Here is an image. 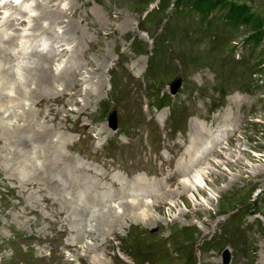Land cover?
I'll return each instance as SVG.
<instances>
[{
	"label": "rangeland",
	"instance_id": "1",
	"mask_svg": "<svg viewBox=\"0 0 264 264\" xmlns=\"http://www.w3.org/2000/svg\"><path fill=\"white\" fill-rule=\"evenodd\" d=\"M18 1H24L18 5L29 12L10 27L0 26L4 36L16 31L18 37L7 55L30 50L33 39L37 38L42 47L55 39L42 34V27L49 24L46 18L36 28L26 24L40 13L38 0ZM229 1L245 6L249 18L229 32L217 29L221 20L229 22L226 8L213 6L206 17L191 9L193 0H51L45 4L51 9L63 10L71 3L81 8L74 22L81 30L68 28L71 32L65 24H51L55 36L66 38L70 47V54L56 60L51 69L62 73L75 49L78 54L73 57L80 55L78 60H71L78 69L72 88L65 87H69L67 79H56L43 91L38 90L47 95L34 98L36 84H24L29 100L24 99L20 107L5 101L0 110L6 109L7 115L15 111L19 117L27 112L25 108L39 112L42 107L37 103L45 101L54 88V95L63 97L52 107L62 109L66 103V108H72L65 119L70 121L92 106L99 120L94 126L87 117L86 125L80 124V132L72 131L79 134L72 133L67 142L74 144V149L65 148L66 143L60 147L70 151L69 157L75 158L73 169L80 171L72 173V186L67 183V189L61 188V198L40 179L31 186L21 184L27 172L38 175L43 171L41 164L49 152L45 143L50 139L27 147L0 143V264H224L225 249L230 251L228 264H264V0ZM7 6L9 3L0 9V22L9 17ZM213 20L216 22L211 23ZM92 40L97 42L93 48ZM43 52L39 46L36 53ZM23 60L33 58L13 60L16 77L8 82L17 84L24 79L25 73L19 74L18 68ZM103 61L104 66H99ZM177 77L183 81L174 94L169 85ZM0 79V83L5 81L2 76ZM39 85L42 88L46 84ZM86 88L96 91L90 95H99V99L86 94ZM7 89L4 96L9 91L10 95L15 93ZM114 110L116 129L109 124ZM14 118H0V132L7 130L4 124L14 127ZM195 123L210 135L194 140ZM218 123L229 129L220 130ZM39 128L40 124L27 126L33 134ZM101 128H110V132L95 139L84 133L94 134ZM52 132L54 149L56 134L63 131ZM9 134L16 139L11 131ZM186 163L189 170L167 182L166 176ZM223 173L225 177L220 176ZM44 175L62 183V176L53 171ZM111 175L127 186L123 188L126 194L115 200H108L111 194L104 189L111 188ZM183 180L189 190H183L181 196L179 182ZM140 182L157 187L142 194L131 192L136 189L133 183ZM199 187L204 192H199ZM170 190L175 195L154 209L152 200ZM99 194L103 201L94 200H99ZM44 195L52 196L50 202ZM131 201L151 205L126 211L130 212L127 220L121 204ZM29 206L56 221H40L35 213L28 212ZM53 207L58 217L51 213ZM72 208L83 209L85 215L75 216ZM110 208L117 211L118 226H102L99 218L93 220V215L107 214Z\"/></svg>",
	"mask_w": 264,
	"mask_h": 264
},
{
	"label": "bare ground",
	"instance_id": "2",
	"mask_svg": "<svg viewBox=\"0 0 264 264\" xmlns=\"http://www.w3.org/2000/svg\"><path fill=\"white\" fill-rule=\"evenodd\" d=\"M17 1V2H16ZM49 1L51 0H38L37 1V4H36V8H40L41 11L40 13L32 20V22H26V24L30 25L31 27H38V25H40V20L43 19V18H46L47 20H49V24L46 26V27H42L44 30H42V34L44 35H53L55 37V39H53V42L51 41L49 44L46 45L44 47H42L41 43H38V40L37 38L36 39H33V42L31 43L30 45V50H20V51H17V52H11L10 54L7 55L6 51H8L9 49L12 48V46L17 42L18 40V37L16 35V31L14 34H8L7 36H4L3 33L0 31V76L4 77L5 78V81L4 82H1L0 83V105H2L5 101H13L18 107L22 106L23 104V100L26 99V100H29L28 99V94L27 93V89H25L26 87H23L22 85L24 84H36V89L32 92V95H34L33 97L35 98V96L37 95H40L38 96L39 98H41V96H45L47 94H40L38 93V90L42 89V91L46 88V87H49L50 86V82L51 81H57L58 79L62 80L64 78L67 79L69 82L67 83V85L69 87H67L65 85V87L67 89H70L72 88L71 86V81L73 80L72 77L76 76V69L74 68V64L71 60H74L75 58L73 57V54L76 52V49L74 51V53L72 52L69 59H68V62L66 63V65L63 67L64 69L62 70L63 72L62 73H58L57 70H55L56 72V75H55V72L51 69L53 68L52 64H54L56 62V60L58 59H61L63 57H67L66 55L69 53V45H67V41H66V38H62L60 35H57L55 36V34L53 33V30H55V28H51V24H55V23H61V24H65V29L66 30H69L71 31L72 29L71 28H74L76 27V29L78 30H81L75 22V19L77 17V15L79 14V12H81V8L78 7L76 4H73L71 3L68 7H65L62 9H51V8H48L47 5H45L46 3H48ZM20 1L18 0H0V9L2 7H5L6 5H8L9 3V6L6 7V12L10 11L9 13V17H7L6 19L4 20H1L0 22V26H3V25H8V27L14 25V23L17 21V20H21L22 21V18L29 12H27L26 9H22V7H20L21 4L24 3V1H22L21 3H19ZM71 2V1H70ZM11 4H14L13 6H11ZM20 4V5H18ZM78 4V3H77ZM60 5V4H59ZM16 6L20 7V8H17ZM47 8H45V7ZM31 11V10H30ZM82 13V12H81ZM94 14V13H93ZM101 15V14H100ZM79 17V16H78ZM92 17V16H90ZM96 17V16H95ZM98 17V16H97ZM67 18H69V20H67ZM74 19V20H73ZM80 19V18H79ZM86 19V18H85ZM90 19V18H89ZM93 19V18H92ZM97 20V19H96ZM93 21V20H92ZM97 22V21H96ZM133 23V22H132ZM90 24V23H89ZM56 25V24H55ZM85 26V25H84ZM98 26V25H97ZM81 27V26H80ZM91 27V26H90ZM70 28V29H68ZM102 28V27H101ZM41 29V28H40ZM87 29V28H86ZM95 29V28H94ZM17 30V29H16ZM85 30V29H83ZM102 30V29H101ZM94 31V30H93ZM68 32V31H67ZM72 32V31H71ZM97 32V31H96ZM82 33V32H81ZM83 34V33H82ZM104 34V33H103ZM38 35V34H36ZM84 35V34H83ZM97 35V33H96ZM65 36V35H64ZM71 36V35H70ZM100 34L98 35V38H99ZM67 37V36H66ZM93 37V36H92ZM96 37V36H95ZM79 38V37H78ZM89 38V37H88ZM91 38V37H90ZM97 38V39H98ZM72 40V38H70ZM74 39V38H73ZM92 39V38H91ZM49 40V39H48ZM47 40V41H48ZM88 40V39H87ZM69 41V40H68ZM89 41V40H88ZM73 42V41H72ZM71 42V43H72ZM77 44V43H76ZM97 42L94 40H92V43L90 44V47L93 48L94 46H96ZM41 46V50L42 51H45L41 54H37L36 51L38 50V47ZM76 46V45H74ZM81 46V45H80ZM84 46V45H83ZM73 48V47H72ZM84 48V47H83ZM90 48V49H91ZM82 49V48H81ZM80 49V50H81ZM92 51V50H91ZM95 51V50H94ZM77 53V52H76ZM87 53V52H85ZM84 53V54H85ZM70 54V53H69ZM78 54V53H77ZM82 54V53H81ZM89 54V52H88ZM35 55H38L37 57ZM87 55V54H85ZM90 55V54H89ZM78 56V55H77ZM18 57H21L22 59L24 58H28V57H32L33 58V61L31 60H23L22 63L23 64H20V66L18 67L20 69V73L23 71L25 73V76H24V79L22 81H20L19 83L17 84H13L8 82V81H11V79L13 77H16L14 75V64L12 62H14L13 60H16V58ZM34 57H36L34 59ZM123 57V56H122ZM72 58V59H71ZM74 58V59H73ZM80 58V55L78 56V59ZM77 59V58H76ZM77 59V60H78ZM121 59V58H120ZM81 62V61H79ZM77 63V62H76ZM18 65V64H17ZM86 66V65H85ZM99 66H104V61L99 65ZM78 67V66H77ZM81 67V66H80ZM17 68V69H18ZM16 69V68H15ZM78 70V69H77ZM111 69H109L108 71H110ZM17 72V70L15 71ZM60 72V71H59ZM80 72V71H78ZM70 73V74H69ZM93 73V72H92ZM67 74V77H63L62 75H65ZM22 75V74H21ZM94 76V75H93ZM19 77V75H18ZM59 77V78H57ZM96 77V76H95ZM2 79V78H1ZM0 79V80H1ZM26 79V80H25ZM57 79V80H56ZM93 79H95L93 77ZM3 81V80H2ZM74 81V80H73ZM39 82V83H37ZM90 82V81H89ZM46 84L44 85L42 88H41V85L39 84ZM73 83V82H72ZM104 83V82H103ZM79 84V83H78ZM98 85H102L101 82H98L97 83ZM7 85V87H6ZM14 85V86H13ZM74 85V83H73ZM137 85V84H136ZM11 86H13V88H11ZM80 86H81V83H80ZM115 87V86H114ZM140 87V86H139ZM8 88V89H7ZM23 88V89H22ZM28 88V87H27ZM91 88V87H90ZM90 88H86L85 92L86 94H89L90 97L92 98H96V99H99V95L96 96V95H90L91 92H93L92 89ZM5 89H7L8 91L11 90V89H14L15 90V93L16 95H14V98H12L13 95H10L9 92L6 93V95L4 96V92H5ZM18 89V90H17ZM74 89V88H73ZM82 89V88H80ZM79 89V91H80ZM50 90V89H49ZM54 90V88H53ZM52 91V94H48L50 95L49 97L46 98L45 101H42L40 103H37L39 106H41V111L39 112H36L34 110V108H25V114H23L22 116L19 117V115H16L15 111L8 114L7 115V110L4 109V111H1L0 110V118H5V117H9V118H16V120L14 121L15 123V126L14 127H9L6 126L5 124L2 125L7 128V130H5L4 133L0 132V143L1 142H7L8 144H15L17 146H20V147H27V145H30V144H39V143H42L44 141H46L47 139H50V142L47 140L46 141V146L49 145L48 149H49V152L44 156L45 157V160L43 162V164H41V168H43V171L40 173H38V175L35 174H31V173H26L24 175V178H23V182L21 183L22 185H33L35 180H38L40 179V181L44 182L45 184H48L47 186V189H49L51 192H55V195H59L60 198L62 196V193H63V190L61 189L62 187H65L67 183H69L71 186L73 184V180L74 178L72 177V173L76 172V174H79L80 171H74V159L73 157H69V152H65L63 149L64 148H60L62 146V144H65L66 143V147L65 148H70V149H74L75 145L74 144H68L67 142L69 141L70 142V138L72 136V133L73 132H80V128L81 127V123L83 125H86L87 123V117L91 118L92 119V124L94 123V126H95V123L98 119L95 118V115L94 113L91 111V107L90 106V109L85 111V112H82V113H78L74 116V118H72L70 121H68L67 119H65V114L68 113L72 108H66L67 107V104L66 103H63V105L65 107H63L62 109H59V107H55L53 108L52 107V103L53 102H57V103H60L61 99L63 96H59V95H54V91ZM95 90V89H94ZM41 91V92H42ZM78 91V92H79ZM13 92V91H12ZM40 92V91H39ZM96 92V91H95ZM93 92V93H95ZM31 93V92H30ZM110 93V92H109ZM98 94V93H97ZM31 95V94H30ZM31 95V96H32ZM76 95V93L74 94ZM111 95V94H110ZM109 95V96H110ZM115 95V94H114ZM9 97V98H8ZM74 98V96H73ZM103 98V96H102ZM101 98V99H102ZM108 98V97H107ZM111 98V97H110ZM76 99V98H74ZM74 99L72 102H74ZM117 99V97H116ZM20 100H22V103H19ZM77 100V99H76ZM63 102V100H62ZM117 102V101H116ZM35 103V102H34ZM75 103H77V101H75ZM118 103V102H117ZM45 105H47V108H45ZM56 105V104H55ZM8 106V105H7ZM115 106V105H114ZM107 108V107H106ZM17 109V108H16ZM109 109V108H108ZM3 110V109H2ZM82 110V109H81ZM104 110V109H103ZM100 112V111H99ZM107 112V111H105ZM105 114V113H104ZM7 115V116H6ZM103 115V114H102ZM101 116V115H100ZM99 116V117H100ZM102 117V116H101ZM14 118V119H15ZM224 118V117H223ZM104 119V118H103ZM2 120V119H1ZM4 120V119H3ZM205 121V120H204ZM217 121V120H216ZM5 122V120H4ZM98 122V121H97ZM35 124H40V128L37 129L35 132V134H33V132L30 130V129H27V126H31L33 128V126ZM103 124V123H102ZM219 124V123H218ZM217 124V125H218ZM1 125V124H0ZM20 125V126H19ZM216 125V127H217ZM1 126V127H2ZM90 126V125H89ZM99 126V125H98ZM85 127V126H84ZM93 127V126H92ZM104 127V126H103ZM96 128V127H94ZM106 128V127H105ZM111 128V127H110ZM109 128V129H110ZM218 128H220V130H223L224 128L225 129H229L228 125H224V126H218ZM217 128V129H218ZM88 129V128H87ZM108 130L106 129H102L101 128V131H94L95 133L94 134H91V133H88L87 130L84 131L85 134H87V136L91 139H95V138H101L103 137L102 135H104L106 132L108 133ZM193 129H194V134H195V138L194 140H197V138H199L201 140V135L204 134L205 135V138L207 137V135L210 133H207V132H203L201 129H200V126L198 123H195L193 125ZM30 130V131H29ZM54 130H57V131H63L67 134H64L63 132L61 133H57L55 138H57L56 142H55V145L53 146V148H51V145L53 144V141L51 139V136L53 134L52 131ZM90 130V129H89ZM95 130V129H94ZM99 130V129H98ZM106 130V131H104ZM0 131H3L0 130ZM11 131V133L15 136V140H13L11 138V135L9 134ZM68 131V132H67ZM73 131V132H72ZM116 131V130H115ZM91 132V131H90ZM110 132V131H109ZM224 132V131H223ZM231 132V131H230ZM220 133V132H219ZM38 134L40 135H44V136H38ZM73 134H76V133H73ZM117 134V133H116ZM189 134V133H188ZM28 135V137H27ZM78 135L79 137V134H76ZM107 135V134H106ZM210 135V134H209ZM17 136H22V137H25V140H22V139H18ZM221 136H222V133H221ZM81 137V136H80ZM111 137V135H110ZM187 137V136H186ZM113 138V137H112ZM215 138V137H214ZM114 139V138H113ZM213 139V137H212ZM54 140V139H53ZM81 140V139H80ZM87 140V139H86ZM209 140V139H208ZM83 141V139H82ZM203 141V140H202ZM215 141V139H214ZM198 141H196L195 143H197ZM195 143L193 144V147H195ZM200 142H198L197 144H199ZM44 144V143H43ZM44 144V145H45ZM213 144V143H212ZM213 146V145H212ZM211 146V147H212ZM64 147V146H63ZM200 147V146H199ZM210 147V148H211ZM203 148V147H202ZM47 149V148H46ZM45 150V149H43ZM206 150V149H205ZM210 150V149H209ZM215 151V150H214ZM192 152H194V149L193 150H190L188 152V155L192 154ZM37 153H41V149L37 151ZM24 154V153H23ZM197 154V153H196ZM204 154V153H202ZM3 156V155H2ZM196 156V155H195ZM6 158V157H5ZM195 158V157H194ZM4 159V158H3ZM193 159V158H191ZM200 157H196V160L197 162L199 161ZM76 161V160H75ZM194 161V160H193ZM17 163V162H16ZM68 163V164H67ZM114 165V164H113ZM233 165V164H232ZM231 165V166H232ZM25 166V164H24ZM77 166V165H76ZM118 166V164H117ZM121 166V165H119ZM27 167V166H26ZM80 167V166H79ZM78 167V168H79ZM177 167V166H176ZM233 167V166H232ZM31 168V166H30ZM189 165L186 163L184 165H179L178 168H176L177 170L174 171V173L172 174L171 172V175L170 176H166V180L168 182V180L171 182H173V180H175L177 177L181 176L184 172H186L187 170H189ZM175 169V168H174ZM79 170L83 171L82 169L79 168ZM10 171V170H9ZM32 171V170H31ZM54 172L55 174L57 175H61L62 176V183L61 181L57 183L58 179L57 180H53V178L51 177H46L44 175V173H48L49 172ZM171 171V170H170ZM87 172V171H86ZM90 172V171H89ZM93 173V172H92ZM97 173V172H96ZM98 174V173H97ZM167 174V173H166ZM169 174V173H168ZM167 174V175H168ZM214 174V173H213ZM94 175V174H92ZM15 176V175H14ZM18 175L16 174V177ZM39 178H38V177ZM43 176H45L48 180H46V178H44ZM218 176V175H216ZM220 176H224V173L223 174H220ZM15 177V178H16ZM19 177V176H18ZM80 177V175H79ZM102 177V176H101ZM103 177H104V174H103ZM117 176H113L111 175V178L112 180H110L111 182V188H105L106 191H108L111 196L107 197L108 200H115V199H118L120 198L121 196L123 197V195L126 194V192L123 190V188H126L127 186H125V184H122L120 182V180L118 178H116ZM14 178V179H15ZM92 178V177H91ZM99 178V177H98ZM97 178V179H98ZM110 178V179H111ZM33 179V180H32ZM60 180V179H59ZM96 182V181H95ZM123 182V181H122ZM185 180L179 182V184L181 183L182 184V191L183 190H189L188 189V186L186 183ZM61 183V184H60ZM98 183V182H97ZM108 183V182H107ZM120 183V184H119ZM106 184V183H105ZM56 187L54 188L53 187ZM103 185V184H102ZM108 185V184H107ZM90 186V185H89ZM86 187V186H85ZM98 187V186H97ZM133 187L136 188L134 190H131V192L133 193H146V192H149L153 189H155L157 186H150V185H147V184H143L142 182L138 183V184H134L133 183ZM113 188V189H112ZM67 189V187L64 188V190ZM87 189V188H86ZM92 190V188H90ZM89 189V190H90ZM96 189V192L97 191V188ZM102 189V188H101ZM100 189V190H101ZM102 189V190H104ZM199 192H204V189L202 187H199ZM83 190V189H82ZM94 190V189H93ZM92 190V191H93ZM157 190V189H156ZM44 191V192H42ZM47 190H40L41 193L45 194ZM95 191V190H94ZM159 191V189H158ZM78 192V191H77ZM76 192V193H77ZM89 192V191H88ZM75 193V192H74ZM138 193V194H139ZM181 193L178 192V194H180L181 196L183 195ZM78 194V193H77ZM97 195V194H96ZM175 195V193L170 190L164 194H161L158 196V198L152 200V205L149 204L150 202H140V201H131V202H128V203H122L121 204V208L123 207V211H121L122 213L126 211H130V210H136V208L140 209V206H144V207H149L150 205L154 208V209H160L163 204L165 203H162V201H164L166 199V197H169V196H173ZM95 196V195H94ZM52 196L51 195H44L43 198L46 200V202H50V198ZM98 197V196H97ZM165 197V198H164ZM66 200L65 201H68L67 198L68 197H64ZM94 198V197H93ZM69 199V198H68ZM92 199V198H91ZM99 200H96L94 199L95 201H103L105 198L104 196L100 195L99 194V197H98ZM161 199V200H160ZM90 200V198H89ZM89 202V201H88ZM97 203V202H96ZM92 204V203H91ZM66 207V205H65ZM111 207V206H110ZM114 207V206H113ZM26 209L28 210L29 213H35L38 217H40V221H43V220H48L49 222H52V221H56V219H50V218H46V217H43L42 214L40 213L39 210H35L34 208L32 207H26ZM117 209V208H116ZM55 208L53 207L50 211L51 213H53L54 217L58 215L55 214L54 212ZM104 210V209H103ZM73 214H75V216H78V217H83L85 215V211L83 209H80V208H76V209H73ZM102 211V210H101ZM116 211L114 208H110L109 209V212L107 214L105 213H101L99 215H93L92 218L93 220L94 219H97L99 218L100 219V223L98 222V224H101L103 226L104 223H106L107 226H110V227H114V226H118V223L120 221L119 218H117L114 214ZM117 212V211H116ZM119 216V215H118ZM122 217H123V214H122ZM123 218H126L127 220H129L130 218V212L129 213H126L125 216ZM134 218H132L133 220ZM131 220V219H130ZM107 233V232H106ZM116 233V232H115ZM72 244V243H70Z\"/></svg>",
	"mask_w": 264,
	"mask_h": 264
},
{
	"label": "trees",
	"instance_id": "3",
	"mask_svg": "<svg viewBox=\"0 0 264 264\" xmlns=\"http://www.w3.org/2000/svg\"><path fill=\"white\" fill-rule=\"evenodd\" d=\"M221 6L222 9H227L226 17H228L229 22L224 23L222 20L221 24L217 25L218 31H232L238 28L242 23H247L248 16H245V6L230 2L229 0H193V5L191 9L204 14L206 17L209 15V10L213 6ZM190 13L187 14V18H190ZM189 21V20H188ZM216 22L213 20L211 23ZM221 33V32H220ZM164 104L163 106H165ZM170 105V104H169Z\"/></svg>",
	"mask_w": 264,
	"mask_h": 264
},
{
	"label": "water",
	"instance_id": "4",
	"mask_svg": "<svg viewBox=\"0 0 264 264\" xmlns=\"http://www.w3.org/2000/svg\"><path fill=\"white\" fill-rule=\"evenodd\" d=\"M182 78L181 77H177L175 79H173L171 82H170V90H171V93H177L179 88L182 86ZM109 124H110V127L112 129H116L117 128V112L116 110L112 111L110 116H109ZM251 212H254V210H251ZM230 251L228 249H225L224 252H223V255H222V259H223V263L224 264H228L229 261H230Z\"/></svg>",
	"mask_w": 264,
	"mask_h": 264
}]
</instances>
